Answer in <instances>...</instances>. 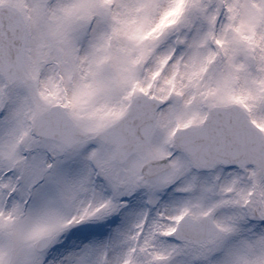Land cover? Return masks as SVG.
I'll list each match as a JSON object with an SVG mask.
<instances>
[{
    "label": "snow or ice",
    "instance_id": "snow-or-ice-1",
    "mask_svg": "<svg viewBox=\"0 0 264 264\" xmlns=\"http://www.w3.org/2000/svg\"><path fill=\"white\" fill-rule=\"evenodd\" d=\"M0 264H264V0H0Z\"/></svg>",
    "mask_w": 264,
    "mask_h": 264
}]
</instances>
